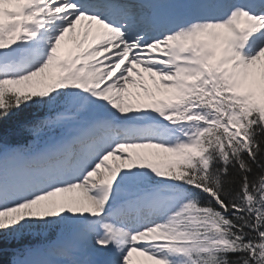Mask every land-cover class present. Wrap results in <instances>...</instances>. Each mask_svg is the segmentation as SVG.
Instances as JSON below:
<instances>
[{"label": "snow or ice", "instance_id": "1", "mask_svg": "<svg viewBox=\"0 0 264 264\" xmlns=\"http://www.w3.org/2000/svg\"><path fill=\"white\" fill-rule=\"evenodd\" d=\"M264 264V0H0V264Z\"/></svg>", "mask_w": 264, "mask_h": 264}, {"label": "rangeland", "instance_id": "2", "mask_svg": "<svg viewBox=\"0 0 264 264\" xmlns=\"http://www.w3.org/2000/svg\"><path fill=\"white\" fill-rule=\"evenodd\" d=\"M134 259L135 260H140L141 259L143 262L146 261L144 257H140V256H137V255L134 257Z\"/></svg>", "mask_w": 264, "mask_h": 264}]
</instances>
